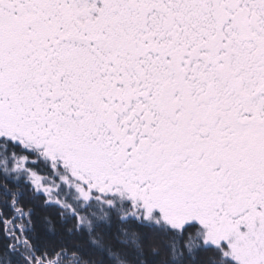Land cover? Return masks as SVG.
I'll list each match as a JSON object with an SVG mask.
<instances>
[{
	"label": "snow or ice",
	"instance_id": "1",
	"mask_svg": "<svg viewBox=\"0 0 264 264\" xmlns=\"http://www.w3.org/2000/svg\"><path fill=\"white\" fill-rule=\"evenodd\" d=\"M0 264H264V0H0Z\"/></svg>",
	"mask_w": 264,
	"mask_h": 264
}]
</instances>
